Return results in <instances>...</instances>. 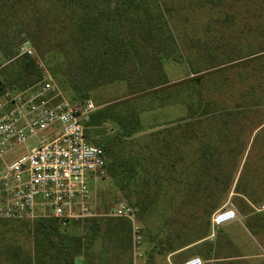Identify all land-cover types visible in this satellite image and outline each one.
I'll return each mask as SVG.
<instances>
[{
    "label": "rangeland",
    "instance_id": "374dc122",
    "mask_svg": "<svg viewBox=\"0 0 264 264\" xmlns=\"http://www.w3.org/2000/svg\"><path fill=\"white\" fill-rule=\"evenodd\" d=\"M166 1L175 7L178 5L184 7L188 0ZM247 2V0H221L218 3L219 17L225 19V14L231 15L233 14L231 12L236 15H233V22L224 20L219 24L218 32L221 31L224 40L229 38L230 43L223 44L221 52H217L210 63L203 60H199L198 63L193 60L191 65H188L186 59L191 57V54L185 46L187 44L184 39L185 31L181 28L184 18L189 23L196 20L199 33L202 34L208 17L206 18V13V16H202L201 11L205 12L207 9L191 6L189 10L183 9L182 12L172 15L173 21L178 22L175 35L178 41L183 38L184 43L178 58L167 59L163 63L169 84L167 88L175 91L174 88L180 84L189 86H182L180 88L182 90H178L179 95L175 97L177 100L186 101L183 98L186 97V90L200 83L199 79L190 74V68H207L204 71L205 75L201 77L203 82L201 90L209 102H215L205 105L208 112L205 116H202L199 110H195L192 91L189 92L186 104L175 101L174 97L173 101H168L162 107L158 106L156 99L145 97L131 98L132 100L127 104L130 109L136 111L142 130L124 141V152L135 153L138 147L146 146L145 150H138L143 163V175L141 174L138 184L144 188L138 198L145 196V200L153 198L155 206L151 212L147 210L139 212L135 207L141 225L149 227L153 233H159L160 237L169 235L170 241L176 244L174 234L177 232L184 236L185 240H190L201 228L190 221L185 228H180L177 223L165 224L163 221L166 217L177 215L173 204L181 203L187 207L184 213L185 219H191L189 215H192L206 220L207 213L215 208L210 214L209 232L214 233L213 241L220 245L218 254L229 257L226 262L220 264H264V22L261 21L264 19V8L252 7L247 5ZM259 2L264 4V0ZM2 7L0 9V95L3 90L10 92L21 90L23 79L34 75V64L22 52V46L29 47L37 53L45 67L51 62L54 57L48 51L50 47L56 48L57 44L59 45V36L54 40L53 37L64 19L36 8L32 0H26L22 4L11 3V0H8ZM212 14L216 15L215 11H212ZM184 29H187L186 25ZM200 37L202 38V35ZM200 41L203 42V38ZM222 61L225 64L220 65ZM211 65L215 67L212 68ZM11 67H19L22 74L21 78L14 81L12 87ZM52 77L65 100L74 102L84 98L91 99L97 109L119 103L127 89L124 81H112L76 93L69 84L60 81L61 78ZM181 97L183 99H180ZM188 107H191V110ZM116 108H122L123 111L127 109L123 106ZM212 108L217 110L213 111ZM188 112L189 118L185 122L179 121ZM225 120L232 122L226 124L228 130L221 131V124ZM237 121L242 124L240 138L245 140L242 153L239 146H236L238 145ZM105 123L102 127L86 129L89 140L92 139L99 148L109 137L115 136L118 132L114 122L107 120ZM183 131L185 135L182 134ZM226 132L228 136H225ZM206 146L215 151L221 164L234 154L236 164L233 168L228 165L227 170L228 173L232 172V183L229 187H223L222 172H219V183H214L213 175L217 172L214 165L207 168L205 163L200 171L197 169L199 167L197 158L203 153L199 149ZM174 149H185V158L175 159L172 153ZM150 150H164L167 158H158L156 156L158 152L154 151L150 154L156 157V163L153 164L147 160ZM173 164L176 165L175 168ZM174 177H178L180 183H177ZM89 185L93 207L100 214L97 223H93L90 218L68 221L62 229L68 235L82 236L81 254H78L79 264H103L104 261L111 262L113 259L112 243L102 234L104 217H109L107 213L119 200L132 204L137 196L134 197L129 193V196L125 197L124 192L114 183L108 172L104 177L97 178L95 182L91 181ZM128 191L127 188L126 192ZM182 196L185 197L181 198ZM222 208H233L236 218L216 227L212 224L211 218ZM20 225L21 221H0V236L11 227ZM16 237V242L15 239H11L4 248L8 249L9 255L11 249H17L16 245L19 244L23 259L25 253L30 254L31 241L25 232ZM2 244L0 240V247H3ZM202 244L194 245L179 255H173L170 257V262L178 264L180 259L197 252L208 254ZM152 246L150 242L143 243L144 256L140 259L141 264L162 263L165 253H154L152 259L148 261ZM4 248L0 251L6 250ZM4 257H0V264L17 263L10 260V255ZM3 259L6 262H3ZM120 262L117 264H132L130 256Z\"/></svg>",
    "mask_w": 264,
    "mask_h": 264
},
{
    "label": "trees",
    "instance_id": "16d2710c",
    "mask_svg": "<svg viewBox=\"0 0 264 264\" xmlns=\"http://www.w3.org/2000/svg\"><path fill=\"white\" fill-rule=\"evenodd\" d=\"M7 1L0 0V9L3 8L2 6ZM25 1L11 0V3L22 4ZM220 1L188 0L184 7H180L179 5L175 7L167 3L166 0H32L36 8L46 10L56 17L61 16L64 18L53 37L54 40L56 36H59V45L57 44L56 48L50 47L48 51L54 57L46 65L52 76L61 78L60 81L69 84L76 93H80L83 90L87 91L95 85H102L112 81H124L126 83L127 89L124 92L122 100L117 104H110L96 109L91 114L87 127H102L106 124L107 120H111L118 127L117 134L109 137L107 141L100 145L105 156V169L110 177L113 178L114 183L124 192L125 197H128L129 193L133 194L134 197L137 196V199L133 200L134 203L130 205L137 207L139 212L146 210L147 212H151L155 206L153 198L150 200H145L146 196L141 199L138 198V195L143 191V186L138 184L139 179L143 175L142 156H140L138 150H145L146 146L138 147L135 153L124 152V141L128 140L132 134L142 130L136 111L130 109L127 104L132 100L131 98L142 97L152 98V100L156 99L159 107H162L168 101H173V97L175 101H181L186 104L189 92L192 91L194 93L192 100L196 104L195 110H199L202 116L208 113L205 105L212 104L215 101L209 102L201 90L203 87L201 77L205 75L204 71L207 68H190V74L194 78L199 79L200 83L196 87L192 85V88L186 90V97H183L186 101H184L177 100L175 97L179 95L180 91L178 90H182L180 89L182 86H189L180 84L174 88L175 91L172 88H167L169 84L163 63L167 59L174 60L178 58L180 48H182L184 43L183 38L181 41H178L175 35L178 22L176 20V22L173 21L172 15L182 12L183 9L189 10L191 6L193 8L207 9L205 12H202V10L201 13L202 16H206V13V18H208L207 20L205 19L206 25L203 28L202 34L199 33V26L197 27L198 21L194 20L189 23L185 18L182 21L183 27L181 25V28L185 31L184 39L187 41L185 46H187L191 54V57H187L186 59L188 65H191L193 60L196 62L203 60V62L208 61L210 63L211 60H214L217 52H221L223 44L230 43L228 41L229 38L224 40L221 31L218 32V26L224 20L226 22L231 20L233 22V15L235 13L231 12L233 13L231 15L225 14V19L219 17L220 10L218 9V3ZM247 1V5L264 8V4L260 3L259 0ZM212 11H215L216 15H213ZM208 14H211V16H208ZM261 21L264 22V19ZM184 25L187 26V29H184ZM201 35L203 42L200 41L202 39ZM25 56L30 58L34 64L35 71L33 76L23 79L21 89L34 84L41 76L37 67V60H40L39 55L35 53L34 56L26 54ZM223 64L225 63L222 61L220 65ZM210 67L214 68L215 65H211ZM11 71L13 72L11 78L12 87L14 81L21 78L22 74L19 71V67H11ZM3 92L4 90L1 93ZM183 98L181 97L180 99ZM85 99L87 98L80 101ZM118 106L127 107V109L125 108V111H123L122 108H116ZM188 108L191 110V107ZM212 109L213 111L217 110L215 108ZM189 112L181 117L179 121L185 122L189 118ZM230 122L232 121L228 122V120H225L221 124V131L228 130L226 124ZM236 124L238 125L236 132L238 145L236 146H239L240 153H242L245 144V140L240 138L242 124L240 121H237ZM182 134L185 135V132L183 131ZM225 136H228L227 132ZM86 137L90 143L95 144L92 139L89 140L87 133ZM199 150L203 153L197 158L199 163L197 169L200 171L201 166L203 167L205 163L207 168L214 165L215 169H217V172L213 175L214 183H219V172H222L221 181L223 182V187H229L232 183V172L228 173L227 170L228 165H231L233 168L236 164L233 157L234 154L229 156L225 161L223 160L224 162L221 164L220 158L210 147L207 148L206 146V148L203 147ZM154 151L150 150L147 156V160L153 164L156 163V157L150 154ZM184 151L185 149H174L172 152L173 157L180 160L181 158H185L186 154ZM155 152H158V155H156L158 158H167L166 151L159 150ZM232 161H234L233 164H231ZM159 165L162 164L159 163ZM173 166L175 168L176 165L173 164ZM174 180L180 183L178 177H174ZM127 188L129 189L128 192H126ZM184 197L182 196L181 198ZM173 205H175L174 211H176L177 215L175 217L173 215L166 217L163 221L165 224L169 223V225H172L177 223L180 228H185L187 222L190 221L201 229L190 240H185L184 236L177 232L174 234L176 244H173L170 241L169 235L160 237L159 233H153L149 227L142 226L143 243L146 241L153 244L148 261L152 259V254L154 253L167 254L173 252L210 233V214L215 208L207 213L206 220L192 215H189L191 219H185L184 213L187 207L181 203ZM90 219L93 223H97V217ZM104 219L102 234L108 242L112 243L113 259L111 262L106 260L103 264L121 263L120 261L127 260L128 256H130L132 263L128 222L125 219L110 216L104 217ZM0 221H21L20 226L11 227L0 236V240L3 242L1 245L3 247H0V250L11 239H15L16 242V236L23 235V232L26 233L31 241L30 254L25 253L23 259H21L22 251L19 244L16 245L17 249H11L9 255L13 263L79 264L75 263V256L81 254L82 236L68 235L55 219L40 217L33 221ZM7 251L8 249L0 251V257H9ZM18 258L19 261H17ZM2 261L6 262L5 259Z\"/></svg>",
    "mask_w": 264,
    "mask_h": 264
},
{
    "label": "built area",
    "instance_id": "2783aa9c",
    "mask_svg": "<svg viewBox=\"0 0 264 264\" xmlns=\"http://www.w3.org/2000/svg\"><path fill=\"white\" fill-rule=\"evenodd\" d=\"M21 50L28 56L34 51ZM40 78L0 95V220L48 217L68 221L96 218L89 183L106 175L102 150L86 137L97 106L91 99L65 100L48 69L37 60ZM107 216L129 224L132 264H141L144 235L138 212L119 200ZM236 218L233 208L213 214V225ZM181 264H202L197 256Z\"/></svg>",
    "mask_w": 264,
    "mask_h": 264
},
{
    "label": "crops",
    "instance_id": "0c3cea01",
    "mask_svg": "<svg viewBox=\"0 0 264 264\" xmlns=\"http://www.w3.org/2000/svg\"><path fill=\"white\" fill-rule=\"evenodd\" d=\"M226 224V223H225ZM215 226V225H214ZM218 226H221V225H218ZM217 227V226H216ZM214 233L211 232L208 236L206 237H203L193 243H190V244H187L185 246H183L182 248L178 249V250H175L173 252H169L165 255V257L163 256V261L161 264H172L170 262V257H172L173 255H179L181 254L182 252H185L188 248H191L192 246L194 245H197V244H202L203 242V246L206 247V251L208 254H201L200 252H197V253H194L192 254L191 256L187 257V258H183V259H180V262L178 264H181L184 260L192 257V256H197L201 259L202 261V264H220V263H224L226 262V260L229 258V257H226L225 255H222V254H218L217 251H220V245L216 242L213 241V237H214ZM215 238V237H214Z\"/></svg>",
    "mask_w": 264,
    "mask_h": 264
},
{
    "label": "water",
    "instance_id": "95a60500",
    "mask_svg": "<svg viewBox=\"0 0 264 264\" xmlns=\"http://www.w3.org/2000/svg\"><path fill=\"white\" fill-rule=\"evenodd\" d=\"M75 263H80V255L75 256Z\"/></svg>",
    "mask_w": 264,
    "mask_h": 264
}]
</instances>
